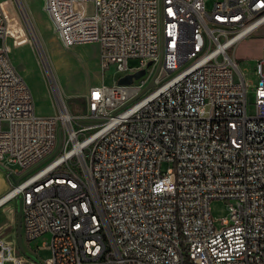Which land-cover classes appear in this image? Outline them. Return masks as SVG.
Returning <instances> with one entry per match:
<instances>
[{
  "label": "built area",
  "instance_id": "1",
  "mask_svg": "<svg viewBox=\"0 0 264 264\" xmlns=\"http://www.w3.org/2000/svg\"><path fill=\"white\" fill-rule=\"evenodd\" d=\"M45 8L66 47L98 46L103 74L112 65L149 72L140 83L90 86L81 114L55 93L57 114L38 115L6 42L32 38L0 0V165L20 178L0 208L18 201L25 248L46 234L51 248L37 262L16 239L23 255L31 264H264V57L250 114L251 83L235 56L264 26V0ZM131 57L141 66L131 68ZM217 198L228 207L221 228L210 207ZM12 260L0 237V264Z\"/></svg>",
  "mask_w": 264,
  "mask_h": 264
},
{
  "label": "rangeland",
  "instance_id": "2",
  "mask_svg": "<svg viewBox=\"0 0 264 264\" xmlns=\"http://www.w3.org/2000/svg\"><path fill=\"white\" fill-rule=\"evenodd\" d=\"M2 1L6 12L11 16L19 18L20 22H22L23 30L27 36L30 37L32 32L29 27H27V22H25L24 15H22L23 11L20 1L8 0V7L5 6V0ZM38 1V3H35L34 9H32L27 2L25 5L22 1L24 6L32 11V15L30 16L26 9V14L33 31L37 30V41L31 36L32 41L30 40L21 45L14 46L11 43L12 38H7L6 42L8 45H11L10 47L12 48V51L10 50L12 59L17 63L16 65H18L21 73L25 75L33 90L37 103L36 112L38 115L50 116L57 114L58 109L55 92L57 94L61 92L71 112L81 114L86 109L85 94L88 92L89 86L96 82H104L107 85H113L114 83L119 82L120 78L125 76L126 73L124 71L118 72L116 67L112 65L111 68L106 70L103 74L100 68L98 46L96 44H78L66 47L62 43L58 34L53 30L50 16L45 8V0ZM213 1L214 0H208V5H211V2ZM34 26L37 28L34 29ZM47 43L54 51L60 50L63 52L62 54H59L57 58L60 75V86L56 84L58 87L55 85L51 77L55 72L51 69L48 63L45 62L44 55L42 56L43 53H41L42 51L39 46L40 44L47 46ZM3 45L4 40L0 37V46ZM263 46L264 26L254 35L246 37L239 42L235 49V56L238 59L239 67L245 73L246 79L251 83L248 91V111L250 114L255 110V89L259 79L256 72V65L259 59L264 57ZM37 52L41 61L39 60ZM149 63H151V66L153 65V61H150ZM128 64L131 68H137L141 66L140 58L131 57L128 60ZM101 74H103V76ZM145 77H141L138 80L134 77L133 81L140 83ZM9 166L14 169L19 168L17 163H10ZM169 166L170 163L163 162L162 170L166 171ZM210 207L217 227H223L222 220L228 215L227 202L223 199H213L211 200ZM3 220L4 222H0L1 236L5 241L16 246V240L13 239V236L10 238L11 235L8 233L11 228L14 229L13 226L9 227L7 224L9 223V216L5 214ZM1 228H5V230L3 231ZM2 231L4 233H2ZM48 240V234L32 240L31 242L24 239V243L28 250L27 255L37 262L49 258L51 256V248L50 245L46 243ZM38 246H40L39 249H37ZM16 253L17 255H20L22 252L16 250Z\"/></svg>",
  "mask_w": 264,
  "mask_h": 264
},
{
  "label": "crops",
  "instance_id": "3",
  "mask_svg": "<svg viewBox=\"0 0 264 264\" xmlns=\"http://www.w3.org/2000/svg\"><path fill=\"white\" fill-rule=\"evenodd\" d=\"M22 1L24 2L25 5H26V2H27L32 9L35 8V3L39 2L38 0H32V1L22 0ZM4 3H5V6L8 7V4H9L8 0H5ZM26 9L28 10L27 12H29V14L31 16L32 15V11L30 9H28L27 7H26ZM11 43L14 46H16L13 43L12 40H11ZM10 50L12 51L11 47H10ZM13 56H14V54H13ZM14 63L17 64L15 61H14ZM58 64H57V69L55 71V76H56V80H57L58 86H60V75H59V70H58ZM17 67H18V65H17ZM101 75L103 76V74H101ZM95 82H96V80H95ZM96 84H99V82H96V83H94L92 85H96ZM89 88H90V86H89ZM89 88H88V91H89ZM36 105H37V103H36ZM15 178H17V177H15ZM13 182H14V177L9 175V171L5 167L0 165V199L9 192V190L11 189V187L13 185ZM2 207L0 208V222L1 221L4 222L3 219H4L5 214H7L9 216V223H7V224H8L9 227L13 226L14 229L11 228L8 233L11 235L10 238L13 236V239L16 240L17 239V222H18V214H19L18 201L13 200L9 204H7L4 208H2ZM1 230L4 231L5 228L4 229L1 228ZM3 231H2V233H4Z\"/></svg>",
  "mask_w": 264,
  "mask_h": 264
},
{
  "label": "bare ground",
  "instance_id": "4",
  "mask_svg": "<svg viewBox=\"0 0 264 264\" xmlns=\"http://www.w3.org/2000/svg\"><path fill=\"white\" fill-rule=\"evenodd\" d=\"M20 1V4H21V6H22V11H23V14L22 15H24V20H25V22H27V27H29V29L31 30V32H32V38L35 40V41H37V33H36V31H33V28L31 27V25H30V22H29V20H28V17H27V14H26V8H25V6H24V4H23V2H22V0H19ZM33 22V21H32ZM34 24V23H33ZM35 25V24H34ZM35 27V26H34ZM37 27H35L34 29H36ZM41 31V30H40ZM38 32H39V30H38ZM39 36V35H38ZM41 37V36H40ZM42 38V37H41ZM38 43H39V41H38ZM44 44V43H43ZM51 44V43H50ZM40 46V48H41V53H43L42 54V56L44 55V60H45V62L46 63H48V65L51 67V69L55 72L56 71V69H57V64L59 63L58 62V56H59V54H62L63 52L62 51H60V50H56V51H54L53 50V48L50 46V45H48V43H47V46H44V45H39ZM37 55H38V52H37ZM38 57H39V55H38ZM39 60L41 61V59H40V57H39ZM25 76V75H24ZM50 76H51V74H50ZM52 77V80L54 81V83H55V85L56 84H58L57 83V80H56V77H55V74L54 75H52L51 76ZM26 78V77H25ZM56 80V82H55V80ZM51 80V79H50ZM57 86V85H56ZM58 87V86H57ZM56 93V92H55ZM57 94V93H56ZM86 95V94H85ZM57 96L62 100V101H65V104H66V100H65V98L63 97V95L61 94V92L59 93V94H57ZM66 106H67V104H66ZM67 108L69 109V107L67 106ZM13 200H9V201H7L4 205H3V207L2 208H4L7 204H9L10 202H12ZM0 237L5 241V239L1 236V231H0ZM7 244H9L10 242H7V241H5ZM12 248H13V260H12V264H31V261L30 260H28L27 259V257H25L24 255H23V253H21L20 255H17V253H16V250H18L19 252H21L19 249H18V247H17V245L16 246H14L12 243H10L9 244Z\"/></svg>",
  "mask_w": 264,
  "mask_h": 264
},
{
  "label": "water",
  "instance_id": "5",
  "mask_svg": "<svg viewBox=\"0 0 264 264\" xmlns=\"http://www.w3.org/2000/svg\"><path fill=\"white\" fill-rule=\"evenodd\" d=\"M149 67L151 66V63L148 64ZM158 74V70L156 71L153 80L151 81V83L149 84L148 87L154 86L155 82L154 79ZM148 75V70L147 69H143L138 71L135 74H127L123 77L120 78L119 83L120 84H125V83H131L134 79V77L136 78V80H138L141 77H145ZM15 183H18L20 181V178H14ZM17 243L21 249V251L23 253H27V250L23 244V234H22V221H21V213L19 212L18 214V222H17Z\"/></svg>",
  "mask_w": 264,
  "mask_h": 264
}]
</instances>
